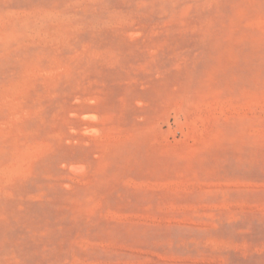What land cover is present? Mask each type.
<instances>
[{
	"label": "rangeland",
	"instance_id": "374dc122",
	"mask_svg": "<svg viewBox=\"0 0 264 264\" xmlns=\"http://www.w3.org/2000/svg\"><path fill=\"white\" fill-rule=\"evenodd\" d=\"M0 264H264V0H0Z\"/></svg>",
	"mask_w": 264,
	"mask_h": 264
},
{
	"label": "bare ground",
	"instance_id": "6f19581e",
	"mask_svg": "<svg viewBox=\"0 0 264 264\" xmlns=\"http://www.w3.org/2000/svg\"><path fill=\"white\" fill-rule=\"evenodd\" d=\"M89 101H90V100H89ZM136 103H137V102H136ZM137 104H138V103H137ZM139 104H140V103H139ZM141 104H142V103H141ZM111 107H112V106H111ZM72 114H74V113H72ZM76 115H77V113H76ZM96 116H97V115H96ZM85 119H87V118H85ZM88 119H89V118H88ZM93 120H94V119H93ZM99 123H100V122H99ZM99 133H100V132H99ZM79 138H80V137H79ZM79 138H78V139H79ZM70 140H71V139H70ZM50 142H51V141H50ZM95 156H96V155H95ZM126 156H127V155H126ZM78 164H79V163H78ZM80 164H82V163H80ZM80 164H79V165H80ZM81 166L84 167L83 165H81ZM70 167H71V166H70ZM86 167H87V166H86ZM76 169H77V168H76ZM76 169H75V170H76ZM72 170H73V169H72ZM65 183H66V182H65ZM70 185H71V183H70Z\"/></svg>",
	"mask_w": 264,
	"mask_h": 264
}]
</instances>
